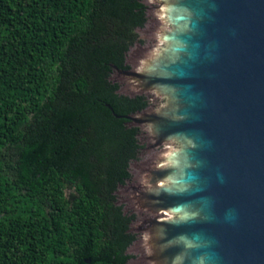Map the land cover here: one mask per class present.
Returning <instances> with one entry per match:
<instances>
[{"label": "trees", "instance_id": "1", "mask_svg": "<svg viewBox=\"0 0 264 264\" xmlns=\"http://www.w3.org/2000/svg\"><path fill=\"white\" fill-rule=\"evenodd\" d=\"M146 22L143 0H0V264H129L116 192L143 146L115 115L150 103L112 65Z\"/></svg>", "mask_w": 264, "mask_h": 264}, {"label": "water", "instance_id": "2", "mask_svg": "<svg viewBox=\"0 0 264 264\" xmlns=\"http://www.w3.org/2000/svg\"><path fill=\"white\" fill-rule=\"evenodd\" d=\"M151 3L158 46L136 68L112 65L131 96L165 99L113 113L166 147L136 200L155 214L146 259L264 264V0Z\"/></svg>", "mask_w": 264, "mask_h": 264}, {"label": "flooded vegetation", "instance_id": "3", "mask_svg": "<svg viewBox=\"0 0 264 264\" xmlns=\"http://www.w3.org/2000/svg\"><path fill=\"white\" fill-rule=\"evenodd\" d=\"M157 24H159L158 19H157ZM156 101H157L156 105L151 106L150 104L148 108L157 107L159 104L164 103L165 99L156 98ZM141 138L144 141L145 140L150 141V144H148L147 148L145 149L141 148L137 158L130 162L128 168L130 177L125 181L123 185L119 186L116 192L117 204L122 205L123 213L128 216H134L131 222L129 223V232L135 235V241L137 237L141 235H145L147 233L151 224V220L155 217V214L152 213L151 209H147V208L140 209L136 204V200L138 196L141 194V192L144 191V186H143L144 178L150 175L151 172L156 168L158 153H156L154 150L161 151L162 149L166 148V147L151 148L150 146L152 145V141L150 140L148 131L145 134H143ZM121 190L122 193L119 192ZM159 216L168 217L169 215L160 213ZM136 223H138V225H136Z\"/></svg>", "mask_w": 264, "mask_h": 264}, {"label": "rangeland", "instance_id": "4", "mask_svg": "<svg viewBox=\"0 0 264 264\" xmlns=\"http://www.w3.org/2000/svg\"><path fill=\"white\" fill-rule=\"evenodd\" d=\"M146 8L147 22L145 26L141 29L137 30V41L130 48L127 57L126 64L132 69L136 68L144 57L149 54L153 49L158 46V42L156 41L157 30L161 27L160 24H157V16L155 14L154 5L151 3V0H143ZM155 28V29H154ZM120 84L119 93L125 95H132L131 91L128 89V85L125 81L121 80L118 82ZM149 99V103L152 105H156V97L153 95H146ZM160 105V104H159ZM152 108V107H150ZM140 135L139 142L142 144V148H147V145L150 144V141H144L141 136L147 132V129L143 126H140ZM156 153H159L160 150H154ZM154 152V153H155ZM122 193V190L119 191ZM72 193V189L67 188L65 190V194L67 198H70ZM138 225V223H136ZM146 235V234H145ZM145 235H141L137 237L136 241L129 247L128 253L132 256L129 261V264H150L146 256L148 255V251L144 245Z\"/></svg>", "mask_w": 264, "mask_h": 264}]
</instances>
